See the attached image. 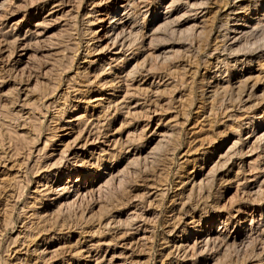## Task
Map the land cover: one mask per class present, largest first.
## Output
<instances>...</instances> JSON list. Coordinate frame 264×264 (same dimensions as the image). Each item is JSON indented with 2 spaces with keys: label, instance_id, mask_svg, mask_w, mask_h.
<instances>
[{
  "label": "rangeland",
  "instance_id": "rangeland-1",
  "mask_svg": "<svg viewBox=\"0 0 264 264\" xmlns=\"http://www.w3.org/2000/svg\"><path fill=\"white\" fill-rule=\"evenodd\" d=\"M121 1L0 0V264H264V17L231 43L237 0H128L129 63L108 64ZM208 227L242 243L199 248Z\"/></svg>",
  "mask_w": 264,
  "mask_h": 264
},
{
  "label": "bare ground",
  "instance_id": "bare-ground-1",
  "mask_svg": "<svg viewBox=\"0 0 264 264\" xmlns=\"http://www.w3.org/2000/svg\"><path fill=\"white\" fill-rule=\"evenodd\" d=\"M134 1V0H133ZM252 1V3H250ZM237 2H238V8L239 9H242V10H238V11H233V9H232V12H234V13H232L233 14V16H236V18H238V19H236V20H240V21H238L236 24H234V26H230L231 24H229V23H227L226 22V26H225V32H226V36L227 35H229V38L231 39V43L233 42V41H238L240 38H243V35H245V34H253V33H255L256 32V29H257V27H258V25L259 24H261V22H263V21H261V19H263V18H260V17H264V0H237ZM246 2H248V3H246ZM137 3V2H136ZM135 3V4H136ZM188 3V2H187ZM149 4V3H148ZM130 5V3H129V1L128 0H122L119 4H118V6H117V9H115V13H117L116 15L114 14L113 15V18H112V20L110 21V23L103 29V34L101 35L102 36V39H104V40H108V41H112L111 42V50L110 51H108V57H107V59L108 60H113V61H107L108 62V64L110 63V62H115V60H123V59H128V60H126V61H121V62H123V63H129V58L130 57H128L124 52V49L125 48H128L129 49V47H130V43H129V39H130V35L133 33V27H134V25L132 26V25H130L129 23H128V19H127V21H125L123 18H124V14H122V11H123V13H126L127 14V12H126V8L128 7ZM134 5V4H133ZM191 5H192V3H191ZM131 6V5H130ZM140 6V5H139ZM144 6V5H143ZM236 6V5H235ZM192 7H193V5H192ZM146 8V7H145ZM148 8V7H147ZM236 8V7H235ZM234 8V9H235ZM130 9V8H129ZM133 10V9H132ZM145 10V9H144ZM196 11V10H195ZM132 12V11H131ZM148 12L146 11V14H147ZM196 13H197V11H196ZM198 13H200V12H198ZM131 14V13H130ZM134 14H135V12H134ZM143 14V13H142ZM170 14V13H169ZM228 14V13H227ZM242 14V15H241ZM144 15H145V13H144ZM131 16V15H130ZM135 16V15H134ZM158 15H156L155 17H157ZM195 16H197V15H195ZM203 16V15H202ZM254 16H256V19L254 18ZM149 17V16H148ZM158 18V17H157ZM200 18V17H199ZM227 18V17H226ZM225 19V18H224ZM224 19H223V21H224ZM132 20V19H131ZM130 20V21H131ZM169 20V19H168ZM253 20H254V22H253ZM163 21V20H162ZM170 21V20H169ZM164 22L165 21H163V24H164ZM168 22V21H167ZM135 23V22H134ZM161 23V22H160ZM199 23V22H198ZM201 23H203V22H201ZM159 23H158V21L157 22H155V23H151V24H149L148 26V31H153V29H156V28H159V25H158ZM232 24V25H233ZM137 25V24H136ZM196 25V24H195ZM195 25H192V26H195ZM201 25V24H200ZM203 25V24H202ZM164 26V25H163ZM136 27V26H135ZM144 28H146V27H144ZM160 28H162V27H160ZM195 28V27H194ZM200 28V27H199ZM136 29V28H135ZM197 29V28H196ZM201 29H203V28H201ZM137 30V29H136ZM156 30H158V29H156ZM135 31V30H134ZM159 31V30H158ZM258 31H260V30H258ZM135 32H137V31H135ZM135 32H134V34H135ZM223 33V32H222ZM230 33H234L231 37H230ZM225 34V33H224ZM261 34V33H260ZM147 35V34H146ZM151 36V35H150ZM223 36V35H222ZM262 36V35H261ZM137 37V36H136ZM135 37V38H136ZM249 37V36H248ZM256 37H257V35H256ZM101 37H99V39H100ZM134 38V37H133ZM146 38V37H145ZM247 38V37H246ZM251 38H253V37H251ZM256 39V38H255ZM263 39V40H262ZM131 40V39H130ZM136 40V39H135ZM246 40V39H245ZM257 40V39H256ZM259 40V39H258ZM257 40V41H258ZM151 41V40H150ZM254 41V40H253ZM253 41H252V43H253ZM256 41V42H257ZM260 41L262 42H264V38L262 37H260ZM136 42V41H135ZM135 42H133V43H135ZM224 42V41H223ZM150 43V42H149ZM229 43V42H228ZM242 43V42H241ZM255 43V42H254ZM253 43V44H254ZM259 43V42H258ZM131 44H132V42H131ZM226 44V43H225ZM237 44H239V43H237ZM251 44V43H250ZM252 44V45H253ZM256 44V43H255ZM233 44H229V46L232 48L233 46H232ZM106 46L107 47H109L110 45L109 44H107L106 43ZM129 46V47H128ZM132 46V45H131ZM104 47V46H103ZM235 47V46H234ZM238 47V46H237ZM250 47V46H249ZM259 48V47H258ZM103 50V49H102ZM262 50H264V49H262ZM171 51V50H170ZM235 51V50H234ZM127 52V51H126ZM164 52V51H163ZM258 52V51H257ZM166 53V52H165ZM243 53V52H242ZM129 54V53H128ZM131 54V53H130ZM134 54V53H133ZM169 54V53H168ZM254 54V53H253ZM132 55V54H131ZM130 55V56H131ZM163 55H164V53H163ZM247 55V54H246ZM256 55V54H255ZM259 55H261V54H259ZM262 55H264L263 53H262ZM241 56H242V54H241ZM241 56H237L236 54H234L233 55V58H232V60L231 61H234V63H235V61L236 62H238V61H243V59L241 58ZM134 57V56H133ZM161 57H163V56H161ZM166 57V56H165ZM262 57V56H261ZM264 57V56H263ZM241 58V59H240ZM106 59V60H107ZM164 59H166V58H164ZM231 59V58H230ZM261 59V58H260ZM247 60H249L248 58H247ZM246 60V61H247ZM104 61V60H103ZM102 61V62H103ZM132 61V60H131ZM251 61V60H250ZM257 61V60H256ZM88 62V61H87ZM91 62V61H90ZM94 62V61H93ZM106 62V63H107ZM144 62V61H143ZM239 63V62H238ZM245 63V62H244ZM89 64V63H88ZM92 64V63H91ZM102 64V63H101ZM113 64V63H112ZM120 64V63H119ZM132 64V63H131ZM138 64H139V62H138ZM142 64H144V63H142ZM242 64V63H241ZM90 65V64H89ZM95 65V64H94ZM111 65V64H110ZM118 65V64H117ZM133 65H134V63H133ZM140 65V64H139ZM131 65H129V69H125L126 71H127V74L126 75H128V74H130L132 71H133V69H134V66H131ZM138 66V65H137ZM142 66V65H141ZM235 66V65H234ZM259 66V65H258ZM102 67V66H101ZM122 67V66H121ZM120 67V68H121ZM124 67V66H123ZM139 67V66H138ZM144 67V66H143ZM119 68V67H118ZM126 68V67H125ZM137 68V67H136ZM112 69V68H111ZM115 69V68H114ZM122 69V68H121ZM242 69V68H241ZM247 69V68H246ZM121 71V70H120ZM143 71V70H142ZM243 71V70H242ZM252 71V72H251ZM255 71H257V70H255ZM255 71H253V70H250V72L249 73H247V75L248 76H245V79H244V82L246 83V81L247 82H252V80L255 78H258V76L260 75L259 73V71H258V73L257 72H255ZM126 73V72H125ZM135 73V72H134ZM115 74H117V73H115ZM237 74V73H236ZM112 75V74H111ZM134 75V74H133ZM245 74H243V73H241L240 75H238V76H232V78H231V80H232V82L233 83H241V78L244 76ZM128 77H130V75L128 76ZM118 78V77H117ZM261 78H263L262 76H261ZM111 79V78H110ZM109 80V79H108ZM114 80V79H113ZM107 83V82H106ZM115 83V82H114ZM233 83H231V84H233ZM113 84V83H112ZM247 84H249V83H247ZM241 85V84H240ZM250 85H251V88L252 89H256L257 88V84L255 83V82H253V84H251L250 83ZM250 85H248V86H250ZM103 86V85H102ZM260 88V87H259ZM240 89V88H239ZM257 90H258V88H257ZM260 90V89H259ZM252 91H254V90H252ZM251 91V92H252ZM257 93V92H256ZM100 102V101H99ZM75 107V106H74ZM80 116V115H79ZM76 119H77V117H76ZM80 120V119H79ZM79 123V122H78ZM264 124L263 123H261L260 125H259V128H258V131L255 133V139L256 138H259V137H262V135L264 134ZM164 133V132H163ZM166 135V134H165ZM251 135V134H250ZM160 137V136H159ZM165 137H169V136H165ZM161 138H162V136H161ZM239 138H240V136H239ZM238 138V140L240 141V139ZM254 138V137H253ZM87 139V138H86ZM160 139V138H159ZM167 139V138H166ZM235 139V138H234ZM237 139V138H236ZM94 140V139H93ZM80 141V140H79ZM162 141V140H161ZM167 140H165L164 142H166ZM256 141V140H255ZM74 142H76V141H74ZM86 142V141H85ZM93 142V141H92ZM114 142V141H113ZM237 142V141H236ZM252 142V141H251ZM156 143V142H155ZM161 143H163V142H161ZM227 143V142H226ZM234 143V142H233ZM249 143V142H248ZM252 143H255V142H252ZM164 144V143H163ZM235 144V143H234ZM237 144V143H236ZM235 144V145H236ZM108 145V144H107ZM152 145H153V143H152ZM160 145V144H159ZM158 145V146H159ZM222 145V144H221ZM72 146V145H71ZM76 146V145H75ZM162 146V145H161ZM231 146H232V144H231ZM231 146H229L228 148H226L227 149V151H229L230 150V148H231ZM153 147V146H152ZM234 148H235V146H233ZM129 148H130V146H129ZM153 149H155V148H153ZM87 147H85V143H83V144H78V146L75 148V149H73L71 152H69V159L70 160H72L71 161V163L74 165L75 163L77 164V162H81V160L82 159H84V153L85 152H87ZM155 150H157V149H155ZM102 151V150H101ZM150 151V150H149ZM226 150H225V153L224 154H222L221 155V153H216L215 151H210L209 153L207 152V154L208 155H211V158L212 159H214V157L216 156L217 158H221V157H224L225 156V154H226V152H227ZM156 152V151H155ZM155 152H153V153H155ZM204 152V151H203ZM232 152H234V151H232ZM149 153V152H148ZM218 154V155H217ZM232 154V153H231ZM153 155H155V154H153ZM139 156V155H138ZM83 157V158H82ZM226 157H227V155H226ZM146 158V157H145ZM150 158H152V157H150ZM228 158V157H227ZM226 158V159H227ZM225 159V158H224ZM225 159V160H226ZM230 159H232V157H230ZM218 160V159H217ZM221 160V159H220ZM223 160V159H222ZM228 160V159H227ZM209 161V160H208ZM215 161V160H214ZM224 161V160H223ZM220 162V161H219ZM226 162V161H225ZM83 163V162H82ZM215 163V162H214ZM230 163V162H229ZM218 164V163H217ZM222 164H223V162H222ZM227 165V164H226ZM78 166V165H77ZM210 166V165H209ZM222 166V165H221ZM225 166V165H224ZM213 167H214V165H213ZM212 167V168H213ZM217 167H219V166H217ZM217 167H215V169L217 168ZM199 168V167H198ZM105 170H104V172L103 173H105V174H111L113 171H114V169H115V167L112 165V166H109V167H105L104 168ZM209 169H211V168H209ZM219 169V168H218ZM217 170V169H216ZM215 170V171H216ZM210 171V170H209ZM214 170H213V172H215ZM51 172V171H50ZM206 172H208L206 169H199V175H201V178L198 180V181H196V180H194L193 179V185H194V183L195 182H200L201 181V183H203L202 182V177L206 174ZM116 173V172H115ZM120 173V172H119ZM197 175V174H196ZM208 175V174H207ZM210 175V174H209ZM118 176V175H117ZM116 176V177H117ZM193 176V175H192ZM112 177H113V175H112ZM115 177V176H114ZM207 177L208 176H206V178L205 179H207ZM99 180H98V179ZM86 179V178H85ZM94 179H97V180H94ZM94 179H92V180H90V179H86V180H83L82 182L80 181V177H77V178H75V180H74V184L73 185H71V186H74L73 188V191H75V193H78V194H84V193H86L87 191H89V190H91L93 187H96V188H101V184L102 183H105V182H102L101 183V181L102 180H104L103 179V176H100V178H99V174L98 173H95V177H94ZM112 179V178H111ZM121 179V178H120ZM122 180V179H121ZM190 181V180H189ZM80 182V184H78V185H76L77 183H79ZM183 182V181H182ZM192 182V181H191ZM101 183V184H100ZM184 183V182H183ZM191 184V183H190ZM204 184V183H203ZM196 185V184H195ZM200 185V184H199ZM198 187V186H197ZM200 187V186H199ZM193 188V187H192ZM195 188V187H194ZM71 189V188H70ZM92 190H95L94 188L92 189ZM99 191V190H98ZM71 192V191H70ZM74 193V192H73ZM70 194V193H69ZM68 195V194H67ZM71 198V197H70ZM70 200V199H69ZM68 200V201H69ZM134 214H136L135 212H134ZM178 214H179V212H178ZM132 216H134V215H132ZM132 218H134V217H132ZM128 219H130V216H129V218ZM133 220V219H132ZM134 222V221H133ZM134 224V223H133ZM191 226H190V233H191V230H193V229H195V227L197 226V221L196 220H193L192 222H191ZM196 224V225H195ZM176 229V228H175ZM183 230H185V229H183ZM206 230H208V237H206V238H201L200 237V239H198L197 240V243H198V246H199V248H201V247H205V246H207L208 245V243H209V240H211V242L213 243V242H215V241H217V240H219V239H224V240H227L228 242L229 241H231L230 243H236V242H241L242 241V236L239 234V233H237V232H235L234 233V235H232L231 233H224L223 231H222V229L221 228H217V229H214L213 227H208ZM174 231V230H173ZM181 231V230H180ZM186 231H188V230H186ZM179 232V231H178ZM182 232H184V231H182ZM202 231L200 230V231H198L197 233H201ZM180 234H181V232H180ZM179 234V235H180ZM189 233L188 232H186V235L185 236H187ZM180 238V237H179ZM189 238H187V239H185V241L184 242H186V243H188L189 244V240H188ZM183 240V239H182ZM223 240V241H224ZM220 241V240H219ZM227 241H226V243H227ZM184 242H182L181 241V243H180V245H182ZM210 242V243H211ZM196 243V244H197ZM217 243V242H216ZM219 243V242H218ZM222 243V242H221ZM224 243V242H223ZM225 243V244H226ZM242 243V242H241ZM240 244V243H239ZM224 245V244H223ZM230 245V244H229ZM182 246H184V245H182ZM186 246V245H185ZM184 246V247H185ZM179 247V246H178ZM183 247V248H184ZM208 247V246H207ZM213 247H215V246H213ZM224 247H225V245H224ZM223 247V248H224ZM220 248V247H219ZM177 249H179V248H177ZM180 249H181V247H180ZM223 251H224V249H223ZM223 253V252H222ZM225 256V255H224ZM208 258V257H207ZM217 260H218V258H216ZM215 262H213V264H214ZM175 264H177V263H175ZM203 264H210V261H209V259H206V260H204L203 261ZM212 264V263H211Z\"/></svg>",
  "mask_w": 264,
  "mask_h": 264
}]
</instances>
